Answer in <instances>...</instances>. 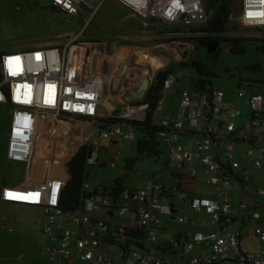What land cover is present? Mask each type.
Instances as JSON below:
<instances>
[{
    "label": "built area",
    "instance_id": "2783aa9c",
    "mask_svg": "<svg viewBox=\"0 0 264 264\" xmlns=\"http://www.w3.org/2000/svg\"><path fill=\"white\" fill-rule=\"evenodd\" d=\"M106 1L51 0V8L80 18L88 27ZM113 1L140 22L171 26L173 30L167 33L171 38H193L178 42L182 56L178 60L184 64L194 60L186 52L195 53L201 38L259 40L264 36V0H236L237 12L231 10L227 31L219 35L177 31L180 26H205L208 0ZM236 27L254 34L244 35ZM103 45L86 41L80 32L42 47L0 53V104L10 109L9 162L32 172L35 135L43 118L86 126L77 129V139L90 144L88 166L98 164L102 149L99 142L92 141L94 134L110 142L135 139V126L125 121L130 119L114 116V109L108 115L117 120L111 124L102 121L109 118L103 96L107 72L113 66L112 59L102 53ZM180 78L171 71L162 84L163 94L173 93ZM189 83L194 89L181 93L178 116L167 115L158 125L157 136L168 165L149 178L144 189L93 187L85 182L80 208L65 213L60 204L70 178L68 163L83 145H77L76 152L59 167L52 156L45 168H37L45 172L42 181L28 179L2 188L1 201L43 210L48 264H264V249L244 252L240 247L242 233L234 230V207L246 203L244 197L239 201L232 194L245 193L251 182L250 170L237 159L240 149L252 167L264 170V89L248 94L243 87L250 88L252 83L238 78L235 104L227 109L223 92L208 87L205 81L190 79ZM158 111H162V103ZM240 119L243 124L238 125ZM119 156L121 153L114 154V160ZM165 171L169 178L160 177ZM201 183L213 191L212 196L197 190ZM257 193L264 196L262 189ZM166 220L188 228L168 240L161 239L158 232H166ZM255 236L264 243L263 228H256Z\"/></svg>",
    "mask_w": 264,
    "mask_h": 264
},
{
    "label": "rangeland",
    "instance_id": "374dc122",
    "mask_svg": "<svg viewBox=\"0 0 264 264\" xmlns=\"http://www.w3.org/2000/svg\"><path fill=\"white\" fill-rule=\"evenodd\" d=\"M237 9L238 6L234 2L231 10L236 13ZM202 27L204 26L196 28L180 26L177 31L189 32ZM172 30L171 26L159 22H140L113 0L105 2L88 27L80 18L54 11L51 8V0H0V53L28 50L30 48L24 47L38 42L64 41L80 32H84L86 41L104 44L103 55L113 61V66L107 72L108 85L103 96V106L107 115L110 113L108 110L113 107L114 116L137 121L145 119L148 107L144 104V99L139 101L135 96L142 70L148 67L142 66L139 49H145L146 53L160 58L166 65L161 70H171L175 75L181 76V81L173 86L174 92L161 99L162 111L156 112L154 118V123L157 125L161 124L167 115L178 116L181 93L187 88L194 89V84L189 83L190 79L194 82L205 81L208 87L223 92L227 109L233 108L235 104L238 78L252 83L250 88L243 87L247 93L264 89V53L259 50L263 45L262 41H245L243 43L245 52L240 55L232 53L230 41L220 43L218 51L213 55H208L206 49L200 46L196 48L195 53L186 52L190 58L203 62L205 73L200 74L189 64L184 65L179 62L182 58L180 53L178 60L169 51L172 45L178 47V42L193 41L191 37L171 38L167 33ZM236 30L244 35L254 34L241 27H236ZM259 40H264V36ZM158 71L160 70H154L155 76ZM128 110L133 111L129 113ZM9 111L6 105L0 104V193L4 186H16L28 179L42 181L39 176H33L35 169L28 174L24 165L9 162L7 158ZM246 112L247 109L244 108L243 113ZM138 113L143 115L140 116ZM237 123L241 125L243 120L240 119ZM140 137L139 131L136 130L134 140L120 139L113 143L109 140H100L98 135L94 134L92 141L99 142L102 149L98 156V164L87 166L86 182L93 187L114 186L115 180L122 179L125 173L129 175L127 187L144 189L149 178L164 168L167 157L165 148L161 145L164 153L161 158L143 156L135 165L129 164L128 161L136 156ZM51 139L54 140L51 135L49 139L46 138L49 140V145L54 143ZM56 141L55 143L58 142ZM84 144H86L84 140L77 139V134L71 135L68 142L69 146ZM48 153V156H51L52 152ZM116 153H121L117 161L114 160ZM242 154L241 149L236 154L239 161H242ZM44 161L40 162L41 167L46 165V160ZM250 170L251 182L246 185L245 193L232 192L234 196L244 197L246 203L245 209L239 204L234 207L237 217L234 230L240 231L243 235L244 252H260L264 249V243L257 242L254 235L256 228L264 229V196L257 193L259 189L264 190V170L253 167H250ZM160 177L169 178V173H160ZM197 190L205 191V197L213 195V191L206 190L202 183L198 185ZM175 201L179 205V201L177 199ZM257 210H260L262 215L259 219L255 217ZM181 213L180 211L177 215ZM110 222L114 223L113 220ZM44 223L45 215L41 208L5 203L0 200V264H48L42 248L47 243L42 231ZM165 223L166 232H158L161 239L168 240L177 231L187 229L176 221L166 220ZM26 224L29 225L28 228L25 227ZM18 227H21V230H18Z\"/></svg>",
    "mask_w": 264,
    "mask_h": 264
},
{
    "label": "trees",
    "instance_id": "16d2710c",
    "mask_svg": "<svg viewBox=\"0 0 264 264\" xmlns=\"http://www.w3.org/2000/svg\"><path fill=\"white\" fill-rule=\"evenodd\" d=\"M235 1L236 0H208L207 11L209 13V20L204 27L199 29V32L209 35H219L225 33L230 20L232 4ZM224 41L231 42V51L235 55H240L245 52L243 47V43L245 41H262L263 45L259 47V50L264 53V40L256 39L228 40L220 37L201 38L200 47L206 49L210 43L219 42L220 44ZM189 65L194 67L200 74L205 73L202 61L193 60ZM169 73H171V71L168 70H160L157 72L151 88L144 99V104L148 105L145 119L143 121L125 120L127 122H131L141 135L137 144L136 156L128 161L131 165H135L140 157L147 156L149 158H161L164 154L161 150V144L157 136L160 129L159 126L154 123V118L163 96L162 84ZM116 120L117 119L115 118L109 117L103 119L102 121L104 124H111ZM90 150V144L83 145L68 163V174L70 178L64 188L60 204L61 209L65 213H73L78 210L85 196L83 186L88 179L87 161L90 156ZM165 165H168L167 160L165 161ZM114 187L118 189L124 188L120 180L116 181Z\"/></svg>",
    "mask_w": 264,
    "mask_h": 264
},
{
    "label": "bare ground",
    "instance_id": "6f19581e",
    "mask_svg": "<svg viewBox=\"0 0 264 264\" xmlns=\"http://www.w3.org/2000/svg\"><path fill=\"white\" fill-rule=\"evenodd\" d=\"M115 48H116V46H115ZM169 51L177 59H178V57H180L178 49H177V45L170 46ZM139 55L142 56L141 61H140L142 66L143 65L151 66L154 70H158L164 66L163 62L160 58L146 53L145 49L144 50L139 49ZM146 73L147 72H145V70H142V76H141L140 82L143 80V78H145L147 76ZM111 110H113V107L111 108ZM111 110H108V111H111ZM132 111L133 110H128L129 113H132ZM135 112H136V110H135ZM139 115L142 116L143 114L140 113ZM85 127L86 126H79V125L77 126L76 123H72V122H68V121H53L52 122L50 120L43 118L39 124V128H38L36 135H35V143H34V147H33V154H34V161H35V166L33 169H35V170L33 172V174H34L33 176H36V175L40 176V177L43 176V174H42L43 172L40 170H37V168L41 167L40 162L42 160L43 161L44 160L49 161L52 156H55L57 159L55 162V165L59 167L63 163V161H66V158H69L70 155L72 156L73 152H75V150H77V146H75V145L69 146V145H67V143L69 142L71 135L77 134V129H80V128L85 129ZM50 135H51V138H52V136L54 138V140L51 139L54 141V143H52L51 145H49V143H48L49 140H46V138L49 139ZM55 141L57 143H55ZM47 152H52V154H50L51 156H48L49 153L47 154ZM44 163H45V161H44ZM42 167L45 168L46 165L44 164V165H42Z\"/></svg>",
    "mask_w": 264,
    "mask_h": 264
},
{
    "label": "water",
    "instance_id": "95a60500",
    "mask_svg": "<svg viewBox=\"0 0 264 264\" xmlns=\"http://www.w3.org/2000/svg\"><path fill=\"white\" fill-rule=\"evenodd\" d=\"M219 49V42H213L210 43L207 47V54L208 55H213L215 54ZM145 72H147V76L145 78H143V80L139 83L138 87H137V91H136V99L137 100H143L145 99L147 93L149 92L151 85H152V80L155 77L154 74V69L151 66H148L146 68H144ZM200 89L202 90V86L200 87ZM146 107H148V105H146ZM13 204H19V205H23V206H32L29 204H22V203H13ZM172 206H174V204H171Z\"/></svg>",
    "mask_w": 264,
    "mask_h": 264
},
{
    "label": "crops",
    "instance_id": "0c3cea01",
    "mask_svg": "<svg viewBox=\"0 0 264 264\" xmlns=\"http://www.w3.org/2000/svg\"><path fill=\"white\" fill-rule=\"evenodd\" d=\"M51 43H53V42H38V43H35V44H32V45H30V46H27V47H24V48H32V47H42V46H45V45H48V44H51ZM2 53H5V52H2ZM164 65V64H163ZM255 92H258V91H251V92H249L248 94H252V93H255ZM172 93V92H171ZM167 94H170V93H165V94H163V96H162V99L164 98V97H166V95ZM243 111V110H242ZM244 116L245 117H247L248 116V111L244 114ZM114 143V142H113ZM246 160H247V163H246ZM241 163L245 166V167H247V169H249L250 170V167H252L251 166V161L248 159V158H246L243 154H242V161H241ZM144 168H145V166H143ZM254 168V167H253ZM251 171V170H250ZM43 173V176H39V178H40V180H42L43 178H44V175H45V172L44 171H42ZM166 172V171H165ZM36 175V174H35ZM37 176V175H36ZM35 176V177H36ZM129 179V175L128 174H125L124 173V175H123V178L122 179H117V180H120V182H121V184L125 187V188H128V189H132L131 187H127V180ZM117 180H115V181H117ZM133 190H138V189H133ZM241 198V196H239V201L241 200L240 199ZM1 200V199H0ZM239 206H241L243 209H245L246 208V206H244L243 204H239ZM260 215V217H257V215ZM255 217L256 218H261L262 217V215H261V211L260 210H257L256 212H255ZM28 224H26V228H28ZM184 226V225H183ZM243 226H244V222H243ZM186 227V226H185ZM23 228V227H22ZM186 228H188V227H186ZM18 230H21V227L19 228L18 227ZM187 230V229H186ZM42 231H43V228H42ZM179 231H183V230H179ZM255 236V235H254ZM243 235H242V237H241V239H240V247L242 248V242H243ZM254 239L257 241V242H261L260 240H258L257 238H256V236L254 237ZM263 243V242H262ZM44 246L45 245H43L42 246V248H43V251H44ZM243 249V248H242Z\"/></svg>",
    "mask_w": 264,
    "mask_h": 264
},
{
    "label": "clouds",
    "instance_id": "9594fccd",
    "mask_svg": "<svg viewBox=\"0 0 264 264\" xmlns=\"http://www.w3.org/2000/svg\"><path fill=\"white\" fill-rule=\"evenodd\" d=\"M23 204V203H22Z\"/></svg>",
    "mask_w": 264,
    "mask_h": 264
}]
</instances>
